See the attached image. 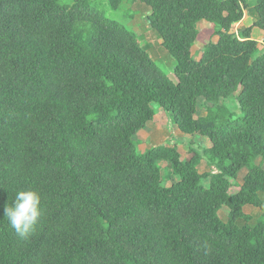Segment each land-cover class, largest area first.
<instances>
[{
  "label": "trees",
  "instance_id": "obj_1",
  "mask_svg": "<svg viewBox=\"0 0 264 264\" xmlns=\"http://www.w3.org/2000/svg\"><path fill=\"white\" fill-rule=\"evenodd\" d=\"M140 1L175 78L89 0H0V264H264V0ZM153 104L192 135L188 160L138 153ZM21 189L41 195L28 238L4 215Z\"/></svg>",
  "mask_w": 264,
  "mask_h": 264
},
{
  "label": "rangeland",
  "instance_id": "obj_2",
  "mask_svg": "<svg viewBox=\"0 0 264 264\" xmlns=\"http://www.w3.org/2000/svg\"><path fill=\"white\" fill-rule=\"evenodd\" d=\"M91 6L98 11L102 12L107 18L111 20H116L122 23L128 29L134 31L140 38L141 44L149 51L151 56L153 57L154 61L157 65L170 77L175 78L174 75V64L175 59L174 57L164 48L162 45L163 39L159 38L148 21V10L147 8L141 3L140 0H125L119 9H113L109 3V0H89ZM249 6L254 4V0H247L246 1ZM245 16L244 18L235 24L233 28V32L237 34L238 28L244 26V24H248L251 20V15L248 12L247 7H245ZM201 24V23H200ZM198 25L200 31L207 30L206 33L212 27V25L208 22L204 24ZM254 38L259 42V46L261 49L264 48V31L260 34H256ZM213 39L217 41L218 36H214ZM200 49L203 47L202 42L197 43ZM230 106V108H234V104L230 99L226 101L222 100V103ZM155 109V116L152 122L149 123L148 127L150 128L153 126V131L147 130L149 135H153V141L151 144L155 143H167L173 144L174 141L177 139H181L182 133L179 131L178 127L174 125L169 115L158 105L153 104ZM204 108V107H203ZM203 108H200L201 112H203ZM203 110V111H202ZM205 114V112H203ZM158 125H160L158 127ZM162 127V129H159ZM146 128V127H145ZM145 131V129H144ZM144 131L139 132L134 138L137 142V151L138 153H143L144 150L149 146V138L146 136L147 133L144 134ZM166 137V140L162 138V136ZM182 136V137H181ZM165 145V144H163ZM183 156L190 157L192 154L186 151H182ZM206 162H203V165L200 166L201 171L208 170V165H205ZM161 168H162V177H163V184L170 185L172 183V173H171V166L166 161H161ZM210 170V169H209ZM243 180V172L240 173V177L237 181L233 180V187L232 192L238 190L237 184L241 183ZM209 178H204L203 183L208 186L209 185ZM237 182V183H235ZM229 209L224 206L220 210L221 217L226 220L228 217ZM246 213H250L254 216L253 222L256 221L258 218L263 217V212L259 208H255L251 205L246 206L245 208Z\"/></svg>",
  "mask_w": 264,
  "mask_h": 264
},
{
  "label": "clouds",
  "instance_id": "obj_3",
  "mask_svg": "<svg viewBox=\"0 0 264 264\" xmlns=\"http://www.w3.org/2000/svg\"><path fill=\"white\" fill-rule=\"evenodd\" d=\"M41 195L35 189H21L15 194L11 206H6L4 215L15 233L28 238L41 215Z\"/></svg>",
  "mask_w": 264,
  "mask_h": 264
},
{
  "label": "crops",
  "instance_id": "obj_4",
  "mask_svg": "<svg viewBox=\"0 0 264 264\" xmlns=\"http://www.w3.org/2000/svg\"><path fill=\"white\" fill-rule=\"evenodd\" d=\"M206 21H201L200 23L201 24H204ZM252 22H253V18L251 17V20L248 22V24H244V26H249V25H251L252 24ZM199 23V24H200ZM200 24V25H201ZM263 31L260 29V28H258V27H254L253 28V31H252V36H253V38H254V36L257 34H260V33H262ZM214 41H216L215 39H213ZM218 40V39H217ZM198 43V42H197ZM195 44L194 46H193V49H192V53L193 54H195L196 55V59H200L201 58V56H202V49H203V47L200 49V47L198 46V44ZM203 112H205V111H203ZM203 112H202V114H203ZM205 114H206V112H205ZM205 114H203V115H205ZM152 122V121H151ZM149 125V124H148ZM148 125L146 126V128H143V129H141L139 132H141V131H144V129H145V131H144V134L145 133H147V137L149 138V146L146 148V149H148V148H151V147H154V146H158V145H163V144H165V145H177L178 146V149H179V151H180V153H181V158L183 159V160H188L190 157H185V156H183V154H182V151H186L187 153H188V146H189V143L191 142V140H192V135H190V134H187V133H183V132H181L180 131V129H179V131L182 133V138L179 140V139H177V141H174V143L173 144H167V143H163V142H161L160 141V143H155V144H151V142L153 141V135H149V133L151 132V131H153V126H151L150 128L148 127ZM160 125H158V127H159ZM177 127V126H176ZM149 130L150 132H148L147 130ZM159 129H162V127H160V128H158V130ZM138 132V133H139ZM137 133V134H138ZM162 138L164 139V141L166 140V137L163 135L162 136ZM210 144H209V142L208 141H205L204 143H203V145L202 146H206V147H208ZM145 149V150H146ZM144 150V151H145ZM206 162V159H203L202 160V162H201V164L199 165V170H200V166H202L203 165V162ZM205 165H208L207 164V162H206V164ZM209 171V168H208V170H206V171H201L200 170V172H202V173H204V172H208ZM177 178V177H176ZM178 179V178H177ZM171 185V184H170ZM170 185H166V186H170ZM248 206V205H247ZM245 208H246V206H245ZM246 212V211H245Z\"/></svg>",
  "mask_w": 264,
  "mask_h": 264
}]
</instances>
